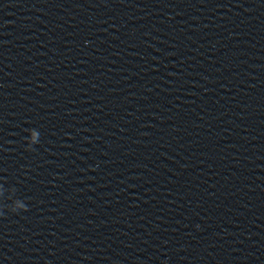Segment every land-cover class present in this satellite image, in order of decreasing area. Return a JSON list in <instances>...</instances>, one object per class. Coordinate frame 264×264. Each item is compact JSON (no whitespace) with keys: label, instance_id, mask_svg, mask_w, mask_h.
Segmentation results:
<instances>
[{"label":"clouds","instance_id":"1","mask_svg":"<svg viewBox=\"0 0 264 264\" xmlns=\"http://www.w3.org/2000/svg\"><path fill=\"white\" fill-rule=\"evenodd\" d=\"M38 138V133L36 131H32L31 133V143H36Z\"/></svg>","mask_w":264,"mask_h":264}]
</instances>
